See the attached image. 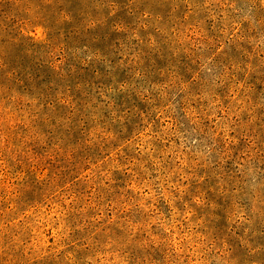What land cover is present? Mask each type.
Listing matches in <instances>:
<instances>
[{
	"label": "rangeland",
	"instance_id": "1",
	"mask_svg": "<svg viewBox=\"0 0 264 264\" xmlns=\"http://www.w3.org/2000/svg\"><path fill=\"white\" fill-rule=\"evenodd\" d=\"M124 7L110 55L120 70L96 79L84 114L30 126V114L0 105V129L16 125L29 144L60 138L72 155L56 162L65 177L52 198L11 215L3 258L19 240L26 258L77 245L80 264H264V0ZM26 30L46 38L42 25ZM77 47L74 61L90 55ZM71 202L65 222L58 211Z\"/></svg>",
	"mask_w": 264,
	"mask_h": 264
},
{
	"label": "trees",
	"instance_id": "2",
	"mask_svg": "<svg viewBox=\"0 0 264 264\" xmlns=\"http://www.w3.org/2000/svg\"><path fill=\"white\" fill-rule=\"evenodd\" d=\"M134 1L0 0V105H8L11 113L30 114V124L32 118L35 123L63 112L84 114L90 105V89L96 79L120 70L116 63H119L118 57L116 61L110 57L115 54L113 39L122 30L119 18L125 11L124 6L132 5ZM34 23L46 30L45 40L35 41L27 34L28 25ZM201 37H204L202 33ZM72 45H78L90 55L74 61V53L70 51ZM262 74L264 69L259 73L264 82ZM96 86L108 88L104 82ZM104 93L100 92L95 99L100 101ZM16 129H19L16 125L0 129L4 147L0 150L1 155H9V158H1L7 168L2 181L10 188L7 204L0 207V241L9 237L17 218L11 215L23 213L26 217L27 210L52 198L60 180L65 177V172L54 169L56 162L63 161L62 153L70 154L64 152L60 138L51 141V137L42 145H38V141L29 144L16 136ZM73 132V128L66 131L69 135ZM18 147H21L20 154ZM12 161H16L20 173L14 170L16 174H12ZM74 216L72 202L62 205L57 215L65 222ZM56 244L61 245L60 242ZM10 245L12 252L7 259L3 258L0 249V264H11L19 258L24 260L22 264H80L77 245L60 250L50 246L30 258H26L30 253H26L24 241L17 240V244Z\"/></svg>",
	"mask_w": 264,
	"mask_h": 264
}]
</instances>
